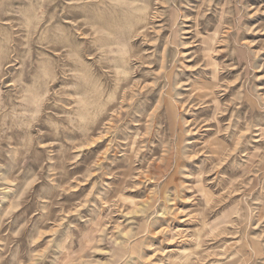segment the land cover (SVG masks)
<instances>
[{
    "label": "rangeland",
    "instance_id": "rangeland-1",
    "mask_svg": "<svg viewBox=\"0 0 264 264\" xmlns=\"http://www.w3.org/2000/svg\"><path fill=\"white\" fill-rule=\"evenodd\" d=\"M0 264H264V0H0Z\"/></svg>",
    "mask_w": 264,
    "mask_h": 264
}]
</instances>
